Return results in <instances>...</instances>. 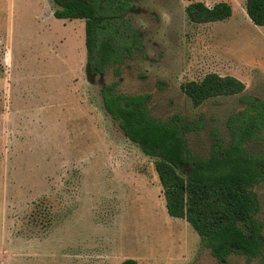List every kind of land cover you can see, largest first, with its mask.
Wrapping results in <instances>:
<instances>
[{"label": "rangeland", "instance_id": "1", "mask_svg": "<svg viewBox=\"0 0 264 264\" xmlns=\"http://www.w3.org/2000/svg\"><path fill=\"white\" fill-rule=\"evenodd\" d=\"M199 1L229 3L233 15L195 24L186 0H137L128 18L144 51L91 77L84 21L55 19L49 0H0V264H264V252L218 262L169 217L154 160L103 106L102 88L117 82L121 95H147L152 116L194 127L191 154L209 158L215 136L229 142L242 96L264 100V27L246 0ZM210 73L237 78L243 95L194 107L181 86ZM247 149L264 155V132ZM253 192L264 236V180Z\"/></svg>", "mask_w": 264, "mask_h": 264}, {"label": "trees", "instance_id": "2", "mask_svg": "<svg viewBox=\"0 0 264 264\" xmlns=\"http://www.w3.org/2000/svg\"><path fill=\"white\" fill-rule=\"evenodd\" d=\"M136 1L49 0L55 19L84 21L89 76H103L144 51L143 36L128 18ZM186 1L187 17L195 24L223 22L233 15L229 3L209 8L199 0ZM246 12L253 25L264 27V0H246ZM114 74L120 77V68ZM117 88V82L102 88L104 109L124 136L154 160L169 217L185 220L218 262L231 255L260 258L263 225L255 219L260 206L253 189L264 180V155L251 154L247 145L263 135L264 100L242 96L244 109L227 122L229 142L215 136L209 158L202 159L187 149L185 136L195 128L183 117L165 122L152 116L147 95L125 96ZM181 90L200 107L214 98L243 95L245 84L210 73L200 82L182 84ZM121 264L138 262L126 259Z\"/></svg>", "mask_w": 264, "mask_h": 264}, {"label": "crops", "instance_id": "3", "mask_svg": "<svg viewBox=\"0 0 264 264\" xmlns=\"http://www.w3.org/2000/svg\"><path fill=\"white\" fill-rule=\"evenodd\" d=\"M85 27V26H84ZM83 44H85V40L83 39ZM124 260H122L119 264H121Z\"/></svg>", "mask_w": 264, "mask_h": 264}]
</instances>
